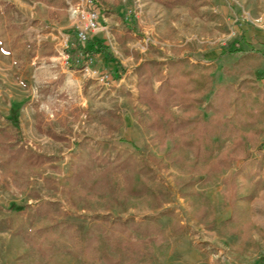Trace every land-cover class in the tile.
<instances>
[{
  "label": "crops",
  "instance_id": "obj_1",
  "mask_svg": "<svg viewBox=\"0 0 264 264\" xmlns=\"http://www.w3.org/2000/svg\"><path fill=\"white\" fill-rule=\"evenodd\" d=\"M12 1L27 5L22 0ZM82 1L88 0H62L61 8L48 7L46 17L42 7L35 5L34 9L35 16H40L37 19L39 30L45 31L40 41L50 42L47 46L52 47L60 35L68 43L69 59L65 65L49 50V55L40 61L51 64L33 74L39 81L47 78L44 87L61 94L62 100L66 99V92L75 94L79 85L96 91L100 84L105 93L110 92L112 98L120 99L122 93L137 89L134 69L138 64L154 60L167 62L174 47L181 48L178 60H185L192 47L195 64L212 66L220 85H238L236 75L227 76L223 72L237 70L236 63L243 62L245 77H248L245 79L250 77L257 80L259 89L264 87V0H90L98 14L97 29L80 44L71 30L67 7ZM241 15L245 16V21L238 19ZM257 19H261L262 24H251ZM152 50L162 51L163 58L152 57ZM37 59L38 56L34 60ZM73 73L76 82L67 88L64 81ZM65 118L60 112L48 123L33 111L31 102L19 110L14 129L7 117L0 118L1 132H8L1 134L7 140L0 137V159L1 150L16 136L20 145L29 144L53 158L64 148L57 138L68 139L63 133L71 129L73 134L79 132L78 127L65 123ZM93 126H97L95 121ZM65 144L68 145L67 141ZM250 153L246 161L249 165L237 176L232 195L228 197V192L225 198L218 195L222 185L206 195L204 206L214 212V219L206 221V225H212V230L203 238L202 245L193 241V233L186 230L181 237L172 240L174 235L169 232L167 218H147L157 220L167 239L152 264H264V151ZM226 185L230 183L224 187ZM47 191L43 183L35 189L39 195ZM62 210L65 213L59 212ZM107 218L100 211L94 215L69 211L67 202L61 198H26L0 181V264H60L51 256L43 262L38 241H56L58 237H65L69 245L65 264H90L93 257L84 251V244L75 251L74 243L78 238L84 241L98 235L96 227L104 226ZM133 220L141 221L133 216L120 221L130 224ZM110 222L115 221L110 218ZM96 262L100 263L99 257Z\"/></svg>",
  "mask_w": 264,
  "mask_h": 264
},
{
  "label": "rangeland",
  "instance_id": "obj_2",
  "mask_svg": "<svg viewBox=\"0 0 264 264\" xmlns=\"http://www.w3.org/2000/svg\"><path fill=\"white\" fill-rule=\"evenodd\" d=\"M22 2L27 5L20 6L16 1L0 0V118L7 117L8 121L18 123L19 110L31 102L33 111L38 116L42 115L46 122H53L58 114L63 112L66 115L65 123L78 127L79 132L75 131L73 134L71 129V131L63 133L68 139L60 137L62 141L56 140L64 148H60L53 158L39 153L29 144L20 145L19 143V147L44 157L43 163L32 164L26 161L24 156L11 153L15 148L11 143L8 144L7 149L1 150L0 181L7 183L26 198H61L67 202L69 211L74 213L82 212L94 215L100 211L107 215L105 225L96 227L98 235L94 234L90 238H85L84 241L78 238L77 243H74L75 251L83 247L82 243L84 244V251L89 254V257H93L90 264H96L97 257H99V264H107L104 260L106 253H109L113 260L117 258V254L106 246L104 236L114 232L113 226L123 224L126 226V232H116V237L123 243L125 241L133 243L135 250L127 252L121 257L118 264H138V254L141 257L139 264H152L156 252L167 239L166 232L162 231L157 220H147L149 217L160 216V218L169 219V232L174 235L172 240L181 237L186 230V233H193V241L202 245L203 238L208 235V231L212 230V225H206V221L210 222L214 219V212L211 213V209L204 206V200H207L206 195L211 194L215 187L219 188L221 185L223 189L218 195L225 198L226 192H228V197L231 193L233 194L237 176L249 165L246 161L251 155L250 152L264 151V114L259 116V107L249 105V109L257 115L254 124L236 125V128L240 130V136L249 157L244 163L238 162L236 166L225 169L221 173L210 174L206 173L207 163L195 164L191 151L173 149L174 145L180 141L178 134L170 136L165 133L163 139H160L155 131L146 129V123L151 120V115L148 106L138 101V88L133 89L132 93H122L120 99H115L111 97L110 92H104L101 84L96 87V91H91L90 87L79 85L75 94L64 99L66 102L54 103L50 106L54 111V117L49 118L48 114L40 108L42 104L48 105L49 103L41 101L34 94L33 74L36 66L33 63L35 57L38 56L35 62L45 63L48 67L50 62H43L40 59L49 55V50H53L56 57L59 56V52L65 51L66 53L65 44L67 41H64L60 35L52 47L47 46L50 42L40 41V35L45 34V31L39 30L37 19L40 16H35L34 9L35 5L42 7L46 17L49 16L48 7L61 8L62 0H22ZM238 19L245 21V16L241 15ZM251 24L260 25L262 20L251 21ZM191 49L186 53L188 57L185 61L195 64L196 56ZM152 53L154 54L152 57H161L163 52L152 50ZM179 56H181V48L174 47L169 61H176ZM150 62H156V60L145 63ZM234 67L237 70H225L223 74L236 75L240 81L238 85H220L215 80L212 68L211 90L202 98L203 104L198 106L195 118H201L205 123H210L213 112L207 109V104L214 101V94L217 90L232 86L237 92H241L240 87L243 83L245 85L242 94L247 96L249 102H252L253 99L262 101L264 108V95L254 96V91L250 87L254 84L258 86L257 80H251L250 77L249 80L245 79L248 77H245L243 62L236 63ZM69 69L73 71L71 68ZM75 76L76 74L73 73L69 78L70 84H75ZM152 87L154 92H157L159 83L154 79ZM260 90L264 92V87ZM42 91H47V88L44 87ZM218 102V106H222L224 103ZM169 110L176 117L190 113L189 110L180 107H171ZM111 112L115 113V116H111ZM229 119L232 124H235L234 113L229 116ZM94 121L97 123L96 127L93 126ZM9 125L13 129L15 128L14 123ZM1 131H3L2 128H0ZM5 133L8 132H1L0 137L7 140V137L1 135ZM79 137L81 140H78ZM14 138L11 137L10 141ZM17 138L19 139V137ZM66 141L68 145L65 144ZM231 145L230 137L219 135L212 138L211 157L216 158L221 152L227 151ZM66 148H72V150L66 151ZM128 156L138 159L150 157L159 162V166H154L153 162L151 164L156 173L155 182L165 187V198L159 207H153V201L147 195L131 196L128 201L124 202L121 195L125 188V178L117 169L111 174L107 183L101 182L93 191H90L93 177L103 173L108 166L115 167L120 161L119 159L123 160ZM50 162L51 165H49ZM239 168H242L243 171L237 175L236 171ZM234 169L235 171H233ZM227 171L230 172L224 177ZM42 183L49 191L39 195L35 189ZM226 183H230V185L224 187ZM110 188H113V196H109ZM230 205L231 207L234 205L232 200ZM59 212L65 213L63 210ZM128 216H133L141 221L133 220L130 224L120 221ZM110 218L115 222H110ZM118 220L119 222H116ZM138 224L156 225L159 233L153 232L148 238H142L141 232L133 230V227ZM183 224H185V228ZM173 229H176V233L173 232ZM138 240H142L140 246ZM38 241L41 243L43 262L51 256V259L56 258L58 263L65 264L66 247L69 246L65 237H58L56 241L53 239L49 242L45 239ZM175 245L173 246L175 247Z\"/></svg>",
  "mask_w": 264,
  "mask_h": 264
},
{
  "label": "trees",
  "instance_id": "obj_3",
  "mask_svg": "<svg viewBox=\"0 0 264 264\" xmlns=\"http://www.w3.org/2000/svg\"><path fill=\"white\" fill-rule=\"evenodd\" d=\"M134 73L138 77V101L148 106L150 110L151 120L146 123L148 131H155L160 139H163L165 133L170 136L178 134L180 141L174 145L173 149L191 151L195 164L207 163L206 173L209 174L221 173L225 169L236 166L238 162L244 163L249 157L247 148L241 139L240 130L236 128V125H252L256 122L257 115L249 109L250 104L259 107V116L264 114V108L262 101L253 99L252 102H249L247 96L242 94L245 83L240 87L241 92H237L232 86L218 89L214 94V101L207 104V109L213 112L212 121L205 123L201 118L195 117L198 106L203 104L202 98L211 90L213 84L212 67L195 65L187 60H172L167 63L138 64ZM153 79L159 83L157 92H154L152 87ZM250 87L254 91V96L263 95L256 84ZM218 101L224 102L222 106L217 105ZM171 107L187 109L190 113L176 117L170 112ZM233 113L235 124H232L229 119ZM110 114L115 116L113 112ZM238 115L239 117H237ZM102 120L105 121L106 119ZM11 123L17 124V122L12 121ZM219 135L230 137L232 145L227 151L221 152L216 158H212L210 152L212 138ZM61 139L60 137L57 138L59 141H62ZM19 143L20 140L17 137L12 139L11 145L15 150L11 153L24 156L26 161L32 164L43 163L44 157L19 147ZM119 160L115 167L108 166L103 173L93 177L90 191H93L101 182L107 183L111 174L117 169L125 178V188L123 196L121 195L124 202L128 201L131 196L147 195L152 199L153 207H159L165 198V187L155 182L156 173L151 165L153 162L154 166H159V162L150 157L138 159L134 156ZM242 171L243 169L239 168L236 174L238 175ZM112 189L108 190L109 196H113ZM133 228V230L142 233V238H148L153 232L159 233L156 225L138 224ZM112 229L114 232L111 235L106 234L104 240L106 246L117 254V258L113 260L109 253H106L104 260L107 264H118L121 257L135 249L133 243L128 241L123 243L116 237V232H126L125 224L113 226ZM173 232L176 233V229H173ZM141 241L138 240L139 246L142 244ZM139 249L137 250L139 251ZM140 259V254H138V264Z\"/></svg>",
  "mask_w": 264,
  "mask_h": 264
},
{
  "label": "built area",
  "instance_id": "obj_4",
  "mask_svg": "<svg viewBox=\"0 0 264 264\" xmlns=\"http://www.w3.org/2000/svg\"><path fill=\"white\" fill-rule=\"evenodd\" d=\"M67 14H68V20L70 22V26L72 31L75 33L76 41L78 43H85L88 39V35L90 32L97 29V18L98 14L97 11L94 9V5L92 1H82L78 4H70L67 8ZM67 43L65 44V49H67ZM59 57L62 61L66 64L68 62V55L65 53V51L58 53ZM36 60H34L33 65L36 66L34 75H36L39 71H44L47 68V65L45 63H36ZM72 76V74H69L65 81V87L69 88L73 86V84L69 83V78ZM34 78L35 88H34V94L37 96L41 101L48 102L49 104L41 105L40 108L48 114L49 118L54 117V111L50 107L54 103H61L65 100L61 99V94L57 93L56 91H42L44 86L47 85V79L43 78L40 81ZM67 97L69 98L72 95L68 92ZM66 102V101H65Z\"/></svg>",
  "mask_w": 264,
  "mask_h": 264
}]
</instances>
